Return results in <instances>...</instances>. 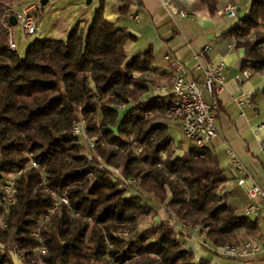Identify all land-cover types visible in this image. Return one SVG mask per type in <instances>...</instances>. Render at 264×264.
I'll return each instance as SVG.
<instances>
[{
	"label": "trees",
	"instance_id": "16d2710c",
	"mask_svg": "<svg viewBox=\"0 0 264 264\" xmlns=\"http://www.w3.org/2000/svg\"><path fill=\"white\" fill-rule=\"evenodd\" d=\"M198 1L209 15L216 12L217 0ZM229 34L244 50L243 66L264 73V0H251ZM127 39L100 6L87 28L76 25L66 39H36L22 55L0 24V214L1 184L22 170L1 216L0 264H17L15 253L30 261L39 244L47 248L44 264H210L182 246L184 232L170 222L139 226L155 215L150 201L203 229L208 253L261 235L259 218L238 213L219 192L227 176L208 147L192 143L176 155L169 125L157 122L172 96L143 99L153 85V56L128 58ZM80 118L93 147L70 133ZM116 169L137 180L135 193L112 180ZM42 176L67 199L47 222L53 198L38 185Z\"/></svg>",
	"mask_w": 264,
	"mask_h": 264
},
{
	"label": "crops",
	"instance_id": "0c3cea01",
	"mask_svg": "<svg viewBox=\"0 0 264 264\" xmlns=\"http://www.w3.org/2000/svg\"><path fill=\"white\" fill-rule=\"evenodd\" d=\"M0 1L15 8L30 2L36 3L38 5L35 12L37 30L38 22L44 16V6L49 5V9L54 10V13L49 14L48 27L41 25V28H44L39 30L42 39H66L76 25L87 28L95 9L100 6L104 18L121 28L127 36L125 52L128 58L145 51H150L153 56L150 67L153 74L150 80L153 85L151 90L143 96L145 100L154 95H170L171 74L164 60L166 54L191 66L193 54L208 44L211 50L202 59L212 62L223 61L226 82L223 91L216 97L206 91L202 92L209 104L217 105L218 133L205 146L215 155L219 167L225 170L227 180L220 187L225 189L223 195L226 197V202L234 206L238 213L244 214V208L250 200L244 188L236 184L237 175L233 171L228 148L245 165L247 184L257 183L264 187V153L261 150V142L264 141V73L253 72L250 67L243 66L244 50L241 47H235V38L229 34L239 20L247 15L249 0H217V10L213 15H209L206 7L198 0H90L89 2L43 0V3L42 0L39 3L35 0ZM85 4H90L91 8L84 6ZM228 4L236 5V16L233 18L228 17L225 11V6ZM182 9L186 10L187 16H179L178 13ZM136 14L139 18L133 19ZM246 69L250 70L248 76L243 74ZM191 74L199 78L202 76L200 71H193ZM236 76H240L241 80L237 81ZM161 85L167 86V94L158 93L156 88ZM235 96L247 97L250 105L238 104L233 100ZM157 122L169 126L175 125L180 129L176 121L162 118ZM191 144L192 142L189 141V144L184 146L179 140L177 143H172V146L176 155L180 156ZM252 217L259 218L261 233L264 230V207L259 215ZM151 218L154 223L168 221L174 228L179 224L162 205H158L155 215ZM188 230L183 233V244L193 253L196 260L206 257L209 258L210 264H264V254L233 260L219 254L208 253L195 236L190 237Z\"/></svg>",
	"mask_w": 264,
	"mask_h": 264
},
{
	"label": "built area",
	"instance_id": "2783aa9c",
	"mask_svg": "<svg viewBox=\"0 0 264 264\" xmlns=\"http://www.w3.org/2000/svg\"><path fill=\"white\" fill-rule=\"evenodd\" d=\"M251 3V0H249ZM38 5L30 2L20 8H15L3 1H0V24L7 36V43L11 49L16 48L13 26L9 23V18L14 17L16 24L20 25L23 34H35L37 31L35 12ZM225 11L228 17L236 16V5L228 4L225 6ZM180 17L187 16L186 10H180L178 13ZM139 15L133 16V19H138ZM263 47H261L262 49ZM211 47L206 44L193 54V64L188 66L186 62L166 54L164 60L167 68L171 74V83L169 86L172 101L165 110V118L170 121L179 123L182 134L186 139L192 142L196 147L205 146L211 138L218 133L216 123V104H209L203 97L202 92L206 91L212 96H218L225 86V64L223 61L212 62L203 60L202 57L208 54ZM193 71H200L202 76L195 77L191 73ZM250 70H244L243 74L248 76ZM136 74H134L135 76ZM153 76L152 72H148V77ZM236 80L240 81L241 77L236 76ZM158 93L167 94V86H157ZM233 100L238 104L250 105V100L244 96H235ZM116 107L122 108L123 104H117ZM262 126V125H261ZM260 126V127H261ZM258 127V128H260ZM70 133L74 136L80 137L82 142H87L90 147L94 146V138H88L86 135V123L84 119L80 118L73 123ZM261 150L264 153V141L261 142ZM140 151V147L136 149ZM227 152L231 157L232 168L237 175L236 184L244 188L247 198L250 200L244 208V214L247 216L259 215L261 209L264 207V187L257 183L247 184V169L240 158L228 148ZM30 156V154H27ZM31 166H36L32 160L29 161ZM22 170L8 174L1 187L3 189V209L0 214V225H4L1 221V216L8 212V206L12 201V195L15 191V177L20 174ZM113 181H119V188L126 189L130 193H135L138 182L135 178H123L119 169L114 170L112 175ZM38 185L43 192L49 193L53 198V205L44 214L41 222H47L50 214L54 212L56 207L61 203L67 204L66 197L55 189L47 185L44 176L41 177ZM225 189L220 187L219 192L223 194ZM129 193V194H130ZM168 214L174 217V213L170 208H166ZM76 217H81L77 212L72 213ZM176 232L186 231L190 229L187 225L179 223L175 228ZM195 233V237L201 246L208 247V241L204 238L205 231L199 227L191 228ZM32 234L40 240L38 230H33ZM129 232L123 233L127 236ZM184 246V244L182 245ZM47 252V248L41 244L37 245L33 251L30 261H24L21 254H14V260L17 264H44L43 256ZM216 254L221 255L227 259L240 260L248 257H256L264 254V230L258 238H252L244 241L240 245L227 244L215 250Z\"/></svg>",
	"mask_w": 264,
	"mask_h": 264
},
{
	"label": "rangeland",
	"instance_id": "374dc122",
	"mask_svg": "<svg viewBox=\"0 0 264 264\" xmlns=\"http://www.w3.org/2000/svg\"><path fill=\"white\" fill-rule=\"evenodd\" d=\"M35 2L39 3L40 0H35ZM84 2H86V0H84ZM84 6H87L88 8H91L90 4H88V5L85 4ZM44 7H45L44 16L42 17V19L40 21L42 24H40V22H38V24H39L38 25V30L36 31L35 34H23L22 29L20 28V25L16 24V25L13 26L14 40H15V44H16V48L15 49H16V51L19 54L22 55L24 53L26 47L30 43H32L34 40L42 39V38H40V32H39V30L41 28V25L43 27H48L49 22H50L49 14L52 13V12L54 13V10L51 11L49 9L50 8L49 5L44 6ZM169 133L171 134V136L173 138V143H177V141L180 140V141H182L184 146H187L189 144V141L184 138V136L182 135V131L177 126L170 125L169 126ZM80 141H81V138H80ZM149 203L155 210L158 209L157 203H155L153 201H150ZM162 206L165 208L164 204ZM151 220H152L151 216L144 217L141 220H139L138 224H139L140 227H144V226L148 225L151 222ZM188 234L190 235V237H193L195 235L194 231H192V230H188Z\"/></svg>",
	"mask_w": 264,
	"mask_h": 264
},
{
	"label": "water",
	"instance_id": "95a60500",
	"mask_svg": "<svg viewBox=\"0 0 264 264\" xmlns=\"http://www.w3.org/2000/svg\"><path fill=\"white\" fill-rule=\"evenodd\" d=\"M89 1L90 0H86V2H89ZM42 3H43V0H42ZM9 23H11L12 25H14L16 23V20L13 16L9 18Z\"/></svg>",
	"mask_w": 264,
	"mask_h": 264
}]
</instances>
